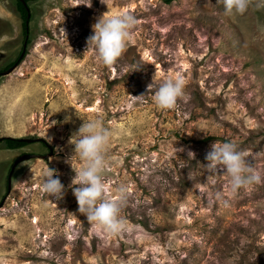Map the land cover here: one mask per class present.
<instances>
[{
    "label": "rangeland",
    "instance_id": "374dc122",
    "mask_svg": "<svg viewBox=\"0 0 264 264\" xmlns=\"http://www.w3.org/2000/svg\"><path fill=\"white\" fill-rule=\"evenodd\" d=\"M29 7L26 55L0 78V139L32 141L0 143V264H264V0L234 15L217 0ZM106 13L138 20L112 68L87 50ZM24 31L16 0H0V70L22 53ZM154 75L156 87L183 77L175 108L155 105ZM92 119L112 132L105 195L127 189L125 227L112 237L79 214L71 189L81 162L68 141ZM215 142L234 143L261 183L235 195L223 175L207 183L201 164ZM48 168L65 186L62 200L41 191Z\"/></svg>",
    "mask_w": 264,
    "mask_h": 264
},
{
    "label": "clouds",
    "instance_id": "9594fccd",
    "mask_svg": "<svg viewBox=\"0 0 264 264\" xmlns=\"http://www.w3.org/2000/svg\"><path fill=\"white\" fill-rule=\"evenodd\" d=\"M250 2L251 0H217V4L223 5L225 15L244 14ZM137 23L136 17L130 13L102 15L92 25L93 35L87 40V50L91 47L96 53V59L105 67L112 68L124 52L127 43L132 39ZM154 81L155 75L153 82L147 87L148 92L156 88L153 95L155 105L161 110L175 108L178 99L184 95L183 77L167 79L158 87ZM65 121H70V117H66ZM111 137L110 129L103 126L100 120L92 119L83 120L82 125L68 141L73 146L71 159L75 157L81 162V167L78 171H74L75 176L71 182L72 193L78 204V212L86 218L93 229L108 237L118 235L125 227L121 211L126 204L127 192L126 187L121 185L115 189L114 195H105L109 189L103 174L107 167L106 152ZM178 150L184 151L183 149ZM188 154L194 157V153L188 152ZM205 160L206 163L201 166L206 182L214 184L218 176L227 177L226 187L231 195L237 194L242 188L261 183L260 173L246 160L245 153L239 151L232 142L213 143L211 150L206 153ZM40 188L56 201L64 198L65 186L58 178V174L50 168L44 174ZM217 198L227 206L228 201L223 200V193H217Z\"/></svg>",
    "mask_w": 264,
    "mask_h": 264
},
{
    "label": "trees",
    "instance_id": "16d2710c",
    "mask_svg": "<svg viewBox=\"0 0 264 264\" xmlns=\"http://www.w3.org/2000/svg\"><path fill=\"white\" fill-rule=\"evenodd\" d=\"M35 0H16L17 3V11L20 13L22 19L24 20V34L27 35V23L29 20L28 16V9L30 3L34 2ZM177 0H165V3L172 4ZM6 143V146L8 149L14 150L21 147H24L26 145L25 142L20 141L19 139H13V138H1L0 143Z\"/></svg>",
    "mask_w": 264,
    "mask_h": 264
},
{
    "label": "water",
    "instance_id": "95a60500",
    "mask_svg": "<svg viewBox=\"0 0 264 264\" xmlns=\"http://www.w3.org/2000/svg\"><path fill=\"white\" fill-rule=\"evenodd\" d=\"M25 55H26V48H25L24 51L22 52V54H21V56H20V59H19L18 63H16V64H15L13 67H11L8 71H6L5 73H3L2 76H7V75H10L11 73H13V72L19 67V63H20V61L23 60V58L25 57ZM3 56H4V54L0 53V59H2ZM5 138H12V137H5ZM13 139H14V138H13ZM19 140H20V141H23V142H25V143H31V142H32L31 140H29V139H25V138H21V139H19ZM32 157H34V156L29 155L28 157H26V158H24V159L28 160V159H31ZM43 158H46V156L43 157ZM24 159H22V160H24ZM20 161H21V160H19V162H20Z\"/></svg>",
    "mask_w": 264,
    "mask_h": 264
},
{
    "label": "flooded vegetation",
    "instance_id": "af4514ba",
    "mask_svg": "<svg viewBox=\"0 0 264 264\" xmlns=\"http://www.w3.org/2000/svg\"><path fill=\"white\" fill-rule=\"evenodd\" d=\"M30 7H29V9H28V11H27V13H28V16H29V20H28V23H27V35H26V41L24 42V46H23V49H22V52L24 51V49L25 48H27L28 47V45H29V43H30V39H29V35H30V33H29V22H30V20H31V18H32V14L30 13ZM22 54V53H21ZM21 54H20V56H21ZM20 56L17 58V60L14 62V63H12L11 65H10V68L11 67H13L16 63H18V61H19V59H20ZM1 60V59H0ZM1 62V61H0ZM7 71V69H5V72ZM4 72V70H0V78L2 77V75H3V73H5ZM26 157H28V156H26Z\"/></svg>",
    "mask_w": 264,
    "mask_h": 264
}]
</instances>
